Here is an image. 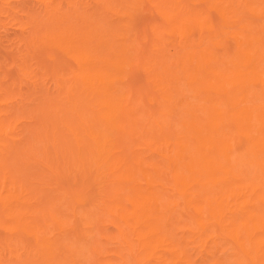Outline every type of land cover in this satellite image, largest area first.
Listing matches in <instances>:
<instances>
[{"label": "bare ground", "instance_id": "obj_1", "mask_svg": "<svg viewBox=\"0 0 264 264\" xmlns=\"http://www.w3.org/2000/svg\"><path fill=\"white\" fill-rule=\"evenodd\" d=\"M0 264H264V0H0Z\"/></svg>", "mask_w": 264, "mask_h": 264}]
</instances>
